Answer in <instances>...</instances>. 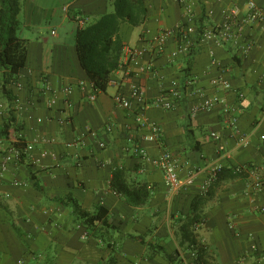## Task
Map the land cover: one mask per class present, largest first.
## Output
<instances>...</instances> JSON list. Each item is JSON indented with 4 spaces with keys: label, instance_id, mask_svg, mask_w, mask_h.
<instances>
[{
    "label": "crops",
    "instance_id": "0c3cea01",
    "mask_svg": "<svg viewBox=\"0 0 264 264\" xmlns=\"http://www.w3.org/2000/svg\"><path fill=\"white\" fill-rule=\"evenodd\" d=\"M247 1L145 0L146 21L121 25V64L107 89L90 101L91 81L76 51V33L83 26L77 19L86 25L109 12V0H21L19 36L27 40L28 56L6 90L0 66V131L9 124L12 138L34 148L3 173L12 139L0 135V264H107L110 256L116 264H182L179 253L189 247L181 226L201 195L208 177L205 167L252 165L264 178V25L246 28V36L239 39L240 44L252 41L246 53L211 37L195 43L196 51L189 56L178 51L173 36L162 53L146 52L143 62L151 61L153 71H127L130 48L150 49L163 29L183 24L198 29L202 18L204 30L211 29L222 21L227 7L236 5L246 13ZM254 1L264 9V0ZM185 3L191 5L190 13ZM51 23L57 24L55 30ZM45 30L53 37L45 36ZM220 78L231 87L216 86ZM175 81L184 91L178 105L171 110L154 105ZM133 83L145 92L148 105L140 113L159 124V141L141 139L139 108L115 103L114 95L127 93ZM197 88L224 102L193 113L201 100ZM212 132L220 138H213ZM245 134L250 144L238 146ZM137 144L153 158L166 150L173 153L182 178L198 171L194 183L172 191L162 170L133 152ZM117 169L132 187L148 184L150 195L143 204L135 205L113 188ZM254 187L255 177L248 173L211 185L200 204L204 221L194 229L205 249L204 264H264V212L258 209L264 206V192ZM69 196L91 213L104 207L107 224L88 230L71 206L61 202Z\"/></svg>",
    "mask_w": 264,
    "mask_h": 264
},
{
    "label": "built area",
    "instance_id": "2783aa9c",
    "mask_svg": "<svg viewBox=\"0 0 264 264\" xmlns=\"http://www.w3.org/2000/svg\"><path fill=\"white\" fill-rule=\"evenodd\" d=\"M68 7H64V11H67ZM184 8L187 12L192 11L190 4H184ZM81 25H84V22L81 18L77 19ZM255 24L264 25V9L260 7L254 0L247 1V11L242 13L241 9L232 5L224 9V17L222 21L211 29L204 31L201 41H205L208 38L214 37L219 39L218 41H229L234 43L236 46H239L243 53L249 51L252 47V41H248L244 44L239 43L240 38L246 36L245 30L248 27H252ZM55 31H53V34ZM197 28L193 25H180L177 28H168L160 31L153 39L152 44H150V49L146 48H130L128 50V73H146L153 71V63L151 61L143 62V58L147 51H152L153 54H160L164 51L165 42L170 37H175L177 39L178 51L188 52L189 48L196 41ZM215 85L220 86L221 88H230L231 85L226 79L220 78L215 80ZM80 85L84 88L85 83L81 82ZM92 92L88 94L90 101H94L97 97L98 91L94 87V84L91 82ZM69 92V89H66ZM194 92L200 96L201 100L198 105L194 106L193 113H196L200 110H209L219 103H223L224 100L218 95L209 96L205 91L200 88H197ZM184 91L179 84V82H173L171 87L164 90L159 94L154 100L153 104L162 107L165 110L174 109L179 101L183 98ZM115 103L122 108L132 109L135 107L136 110V122L141 130V139L149 142L159 141L162 136V131L158 123L154 121H149L147 118L140 113L147 105L145 92L143 89L136 83H133L129 87L127 93L117 92L114 95ZM54 103V101L52 100ZM2 105H0V111H2ZM264 112V107H263ZM211 136L218 140L220 135L216 132H212ZM264 139V135L261 136ZM250 144L249 135H242L237 142L238 146H248ZM104 146V144H101ZM34 145L32 143H26L22 140L12 138L10 145L7 147L4 153L3 162L1 165V170L4 173L8 170L9 165L15 162H19L28 152L33 150ZM133 152L138 155L144 161H152L156 164L163 172L164 179L169 188L172 191H179L183 188L189 187L195 181L197 170L191 171L187 177L182 178L180 175L181 164L177 156H175L170 151L166 150L162 152L156 158L151 157L147 148L143 145L137 144L132 148ZM226 167L222 164H208L205 167V170L208 173V177L203 182L201 186V193H206L210 189L211 185L219 178V174ZM236 174L248 173L255 177V191L264 192V178L260 177L257 173V168L252 165H238L235 167L228 168ZM259 211L264 212V206L258 208ZM203 221L195 225V229L202 224ZM197 238V235H196ZM200 246L203 247L201 241L197 239L195 245H191L186 251L179 253L182 264H203V259L200 253ZM264 258V254L262 256Z\"/></svg>",
    "mask_w": 264,
    "mask_h": 264
},
{
    "label": "trees",
    "instance_id": "16d2710c",
    "mask_svg": "<svg viewBox=\"0 0 264 264\" xmlns=\"http://www.w3.org/2000/svg\"><path fill=\"white\" fill-rule=\"evenodd\" d=\"M109 2L113 6V10L95 17L86 25L79 27L75 38L79 62L97 91L107 89L111 75L121 64L120 58L124 46L119 37L121 25L128 22L133 26H139L148 17L145 0H109ZM20 12L21 0H0V66L3 69L4 90H6L5 84L14 82L27 62V40L19 36ZM203 20L204 18L198 24L196 44L201 42L205 31L202 25ZM194 44L189 48V56H193L196 51L193 49ZM0 135L12 139V129L9 124L3 127ZM229 175L236 176L237 174L225 168L219 174L218 179ZM112 186L127 195L135 205L143 204L150 195V189L146 183L133 187L128 185L121 169L114 172ZM209 193L210 189L194 199L191 215L181 226L182 240L184 243H188V247L197 243L194 229L197 223L204 221L200 204L202 199L209 196ZM61 202L71 206L75 218L88 230L96 229L100 223L107 224V210L104 207H99L95 213H91L83 209L79 202L71 196ZM200 253L201 256L205 253L202 246H200ZM107 264H116L114 256L109 257Z\"/></svg>",
    "mask_w": 264,
    "mask_h": 264
},
{
    "label": "rangeland",
    "instance_id": "374dc122",
    "mask_svg": "<svg viewBox=\"0 0 264 264\" xmlns=\"http://www.w3.org/2000/svg\"><path fill=\"white\" fill-rule=\"evenodd\" d=\"M112 9H113V7H111V9H110V11H112ZM51 25L53 26V28H54V30L57 28L56 26H57V24H55V23H51ZM45 36H51V37H53L51 34H50V31H46L45 30Z\"/></svg>",
    "mask_w": 264,
    "mask_h": 264
}]
</instances>
